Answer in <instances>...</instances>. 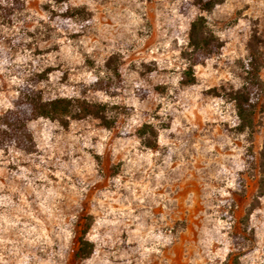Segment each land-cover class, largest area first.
Masks as SVG:
<instances>
[{
    "label": "rangeland",
    "instance_id": "obj_1",
    "mask_svg": "<svg viewBox=\"0 0 264 264\" xmlns=\"http://www.w3.org/2000/svg\"><path fill=\"white\" fill-rule=\"evenodd\" d=\"M194 1H25L0 112L42 70L45 96L95 107L31 121L30 152L0 149V264H264V0ZM85 226L93 250L75 259Z\"/></svg>",
    "mask_w": 264,
    "mask_h": 264
},
{
    "label": "trees",
    "instance_id": "obj_2",
    "mask_svg": "<svg viewBox=\"0 0 264 264\" xmlns=\"http://www.w3.org/2000/svg\"><path fill=\"white\" fill-rule=\"evenodd\" d=\"M26 0H0V91L6 87L3 73L7 69L10 56V48L13 45L15 33L10 31L21 21L25 10ZM62 10L68 7V0H53ZM221 0H195L194 4L200 12L209 11ZM202 16L196 18L189 30V38L193 45V53L197 56L201 53L207 57L214 51L213 44L208 36L200 28L199 22ZM197 61L194 60L193 64ZM44 78V70L30 71L25 77H17L13 88V96L10 106L0 112V149L13 148L22 152H30L35 147L34 136L30 129V122L45 117L62 120L72 115L75 108L82 114H94L95 105L90 102H78L74 105L71 98L63 96L47 97L39 87ZM261 90L258 82L257 70L253 67L249 70V76L244 83L243 89L235 97L237 114L241 119L240 128H247L251 124L248 115L249 106L259 96ZM98 115V114H96ZM98 117V116H97ZM87 226L74 230L76 247L73 252L75 259H86L93 250L92 242L86 237Z\"/></svg>",
    "mask_w": 264,
    "mask_h": 264
}]
</instances>
